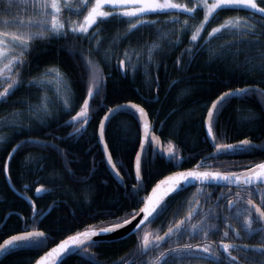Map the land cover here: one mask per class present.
Returning a JSON list of instances; mask_svg holds the SVG:
<instances>
[{
	"label": "trees",
	"instance_id": "obj_1",
	"mask_svg": "<svg viewBox=\"0 0 264 264\" xmlns=\"http://www.w3.org/2000/svg\"><path fill=\"white\" fill-rule=\"evenodd\" d=\"M67 11L68 9L64 10L62 19H69L66 17ZM252 11L254 10L221 11L218 17L210 18L204 24L195 45L191 43V36L195 27L203 21L202 10L195 13L194 19L192 14L176 10L168 15H148L144 18L158 19L161 23L138 27L127 39L122 37L128 25L110 18L100 25L103 31L91 42L78 38L71 32L66 38H38L33 41L31 77L38 76L46 67H58L65 74L74 93L73 107L65 110L61 106L54 91L55 86L47 89V95L52 99L51 114L45 116L43 122L37 117L29 116L26 105L12 102L31 99L35 104L36 97L44 89L19 88L8 98V103L0 104V136L8 138L0 141V243L25 230L42 231L49 237L46 246L39 251L23 248L6 252L0 257V264H33L45 250L68 235L87 227H102L120 222L141 206L142 203L138 204L136 200L128 198L129 192L133 190L132 186L137 183L133 158L139 144L140 125L136 116L130 110L120 111L109 119L104 128L105 140L121 177L120 183L109 173L97 141L96 130L101 116L116 104L128 101L140 104L147 111L153 125L151 133L156 144L162 149L172 144L177 155L184 157L181 165L176 167L173 159H166L164 153L153 155L149 150L148 163L142 172L147 191L142 192L141 196H145L161 177L177 169L206 163L209 168L238 171L264 161V151L260 150H234L207 157L213 147L203 127L210 103L222 92L246 85L264 89V70L258 67L264 62V57L261 56L264 48L238 42L254 40L256 37L233 35L224 30L214 37L207 35L212 28L219 27L226 21L247 19ZM173 15H178L181 22L189 17V27L184 32H177L171 44L156 51L152 60L147 62L150 44L159 31L174 25L164 23ZM191 22H194L193 26L190 25ZM250 23L255 30L260 31L264 17L257 13ZM178 36L181 42L177 46L174 42ZM108 37H113L114 41L112 45L104 47V52L103 43ZM259 38L264 41V36ZM191 48H195L194 54L186 51ZM73 50L82 51L85 56L89 55V51L85 50H90L91 59L97 62L101 75L105 77L101 96L90 101L93 118L80 132L75 131V128L80 127L79 124H66L87 98V74L79 66V55L73 56ZM120 60L125 61L123 72L118 67ZM253 67L255 70H248ZM25 76L31 78L27 72ZM60 95L63 96V93ZM17 111L23 113L18 118L19 123L28 126L19 133L13 127L4 126L5 118H12L11 114ZM213 135L217 137L218 143L230 144L246 138L257 145H264V98L256 94L229 98L218 113ZM26 140L37 143L24 144L9 161L8 153ZM38 141L55 144L57 148L42 146ZM6 162L9 169L7 174L2 167ZM41 186L44 190L36 193V188ZM220 188L205 186V192L211 191L212 194L211 200L205 203V211L209 206L215 205ZM200 189L204 190V187H190L170 195L166 198L167 210L154 222L146 223L138 233L122 240L89 245L88 256L99 264H120L122 260L135 259L140 249L142 230L150 231L153 235L162 232L173 221L186 214L198 199L205 201ZM237 191L245 199L248 198L244 189H235L233 193ZM251 198L260 202L259 195ZM232 199H235V195ZM220 203L225 202L222 200ZM33 205L39 212L38 222L33 221ZM223 214L229 213L224 211ZM211 222L220 224V231L210 236V240L218 242L222 233L229 230L222 221ZM230 223L235 228H240L239 223ZM253 236L257 235L246 238ZM229 241L230 232L225 239V242ZM237 254L233 252V255ZM157 255L158 252L153 251L142 259L153 260ZM247 255L254 257L256 261L264 260V257L254 251H248ZM192 261L193 258L184 257L172 260V264H192ZM63 264L92 262L70 254L63 259ZM205 264H213V261L205 260Z\"/></svg>",
	"mask_w": 264,
	"mask_h": 264
},
{
	"label": "snow or ice",
	"instance_id": "obj_2",
	"mask_svg": "<svg viewBox=\"0 0 264 264\" xmlns=\"http://www.w3.org/2000/svg\"><path fill=\"white\" fill-rule=\"evenodd\" d=\"M190 2L191 0H189ZM189 3H179L176 0H31L33 15L25 20L20 15L13 13V9L18 10L21 7L27 9L29 0H0V21H2V25H0V104L8 103V98L14 95L19 88L30 89L36 87L44 89L36 97L37 102L35 104L31 102V99L12 102L26 105L28 112L43 122V118L51 114L50 104L52 99L47 95V89L55 86L54 91L59 98L61 106L65 110H71L74 93L66 81L65 74L58 67H46L38 76L31 77L32 61L30 56L31 49L34 47L33 41L38 38H66L71 32L78 38L91 42L92 39L99 35L100 31H103L100 25L110 18L115 19L118 23L123 21L128 25L127 31L122 37L127 39L132 31L138 29V27L156 26L161 23L158 19H145L144 17L148 15H168L173 10H180V12L192 14L194 19L195 13L198 10H202L204 13L203 21L199 26L195 27V31L191 36V43L195 45L204 28V24L209 22L210 18L215 19L218 17L221 11L254 10L247 19L226 21L220 24L219 27L212 28L207 35L208 37H214L215 34L224 30L233 35L253 36L256 39L238 42L260 45L264 48V41L259 38L264 36V24L261 25V30L257 31L253 24L250 23L252 17L257 13L264 17V0H259V2L258 0H196L193 6H189ZM106 6L113 10H104ZM65 9L70 10L78 17L82 16V20L62 19ZM164 23H182V28L177 30L178 32H184L189 27V21L185 19L181 22L178 15L171 16L170 20L164 21ZM33 29L36 30L34 31ZM180 42L181 40L178 36L174 43L178 46ZM153 47H158V45H153ZM85 51H89L88 56H85L82 51L73 50V56L79 55V66H82L87 74L85 81L87 98L83 100L80 110L71 116L70 121H66V124L80 125V127L75 128L76 132H80L93 118L94 114L90 101H95L97 97H100L105 87V77L101 75L97 62L91 59V51ZM186 51L194 54L195 48L187 49ZM151 52L152 48H149V59H151ZM125 55L127 56V53ZM261 56L264 57V53H261ZM179 63L180 60L178 59L177 64ZM124 64V60H120L118 63V67L122 72L124 71ZM258 67L264 70V62ZM248 70H255V67ZM25 72L31 78L26 77ZM61 93H63V96L60 95ZM253 94L264 98V89L256 86L229 89L212 102V106L207 113L206 127L208 138L215 149V153H227L234 150L244 152L253 150L264 151V145L253 144L247 139L241 140L238 144H224L218 143L217 137L213 135V127L218 120V113L222 110L224 102L229 98H243ZM123 110H130L137 120L140 119V116L146 115L144 108L137 104H123L117 105L116 108H109L104 120L100 121L101 139L103 138L105 120L110 119L112 114ZM11 115L12 118H5L4 126L15 128L17 133L28 127L18 121V118L23 113L17 111ZM6 139L8 138L0 136V141ZM28 143H37V141L26 140L20 142L8 153L9 161L19 148ZM38 143L45 147L57 148L55 144H50L46 141H38ZM104 148L107 151L106 144ZM149 150H151L153 155L166 153L170 161L172 159H184V157L177 155L172 144H169L166 149H161L156 144L154 137L145 135L144 141L140 143V151L135 156V179L137 183L132 186L133 190L128 194L129 199L136 200L138 204H143V207H140L138 212L132 214L133 220L141 216V214L143 216L133 226V234L138 233L144 224L154 222L156 218L167 210L168 200H166V197L185 191L188 187H194L196 182L202 185L206 182L209 184L223 182L221 186L227 188L228 191H222L216 196L215 205L209 206L207 211L203 209L200 201L197 200V207L192 208L183 220L169 227L163 236L157 235L154 239H150L149 234L145 233L140 242L141 247L138 250L137 257L131 261L122 260L120 264H172V260L184 257L203 260L211 259L213 264H264V260L256 261L254 257L247 255L248 251L252 250L264 257V162L256 164L239 174L231 171H177L160 180L152 188L151 194L141 196L142 192L147 191L142 172L148 163ZM209 155L212 156L213 154L210 153ZM107 159L113 170H116V164L112 162L111 155ZM2 167L7 174L9 170L8 163H4ZM116 174L119 175V172L117 171ZM232 185H235L237 189L243 188L248 198L245 199L241 196L239 191L233 193L231 190ZM43 190V186H41L37 187L35 191L40 193ZM199 191L203 192V189ZM233 195H235V199L231 198ZM254 195H259V203H256L251 198ZM211 198L212 194L206 193L205 203ZM222 200L225 202L224 204L220 203ZM218 209L222 211H217ZM33 211V221L38 222L39 212L35 210L34 205ZM224 211L229 214L224 215ZM106 214L113 215L112 213ZM196 216L200 217L199 222L192 223L193 218ZM241 217H243L242 220L240 219ZM213 220L222 221L224 226L240 239L257 235L259 241L254 245L227 243L225 239L229 237V231H224L218 242L211 241L210 236L216 235L220 231V224L212 223L211 221ZM230 221L239 223L240 228H234ZM130 223V220L124 219L123 223L113 222L111 226L100 227L99 232L89 229L70 235L66 239L61 240L51 251L41 256L36 261V264H48L49 257H54L60 261V264H63V259L70 250L75 248L87 253L88 247L86 245L95 246L96 242L93 241V237L101 233L117 231ZM241 233L244 235L242 236ZM184 237H199L203 243H197L196 245L181 243ZM48 239L49 237L42 231L25 230L18 235H12L5 239L0 244V253L23 248L39 251L46 246ZM165 241L168 242L169 246L160 251L161 244ZM153 251L158 252V255L153 260L142 259V257H148ZM233 252L238 254L233 255ZM90 259H92V264H99L94 258L90 257Z\"/></svg>",
	"mask_w": 264,
	"mask_h": 264
},
{
	"label": "water",
	"instance_id": "obj_3",
	"mask_svg": "<svg viewBox=\"0 0 264 264\" xmlns=\"http://www.w3.org/2000/svg\"><path fill=\"white\" fill-rule=\"evenodd\" d=\"M246 86H256V85H246ZM246 86H243V87H246ZM256 87H259V86H256ZM238 88H242V87H238ZM259 88H260V87H259ZM234 89H236V88H234ZM227 91H228V90H227ZM224 92H226V91H224ZM224 92H222V93H224ZM222 93H221V94H222ZM221 94H219L217 97H219ZM217 97H216L214 100H216ZM214 100H213V101H214ZM213 101H212V102H213ZM212 102L210 103L208 109L212 106ZM123 104H137V105H139L140 107H142V106H141L140 104H138V103L128 101V102H122V103L116 104V105H114V106L111 107V108H116L117 105H123ZM142 108H143V107H142ZM208 109H207V111H206V115H205V117H204L203 127H204V131H205L206 137H207L208 141L210 142V140H209V138H208V135H207V127H206V126H207V120H208V116H207ZM144 110H145V109H144ZM107 112H108V110H107V111L101 116V118H100V120H99V123H98V126H97V130H96V136H97V141H98V143H99V146H100L101 151H102V154H103V158H104L105 165H106V167H107L109 173L111 174V176H112L117 182L120 183V182H121L120 174H119V175L116 174V172L118 171V170H117V167H116V170H113V168H112V167L109 165V163H108V159H107V157H108L109 155H111V152H110L109 147H108V145H107V142H106V140H105L104 129H103V138H102V139H101V134H100V121H101V120H104L105 115L107 114ZM118 112H120V111H118ZM118 112L112 114V115H111V118H112L113 116H115ZM145 113H146V115L140 116V119L138 120V121H139V125H140V139H139V144H138L137 150H136L135 155H134V158H133V171H134V175H135V156H136V153H137L138 151H140V143H141V141H144V138H145V135H146V134H147L148 136L154 137L153 134L151 133V129H152L153 125H152L151 122H150V118H149L148 113H147L146 110H145ZM108 121H109V119H108V120H105V122H104V128H105V126H106V124H107ZM145 125H147V127H145ZM154 138H155V137H154ZM245 139H246V138H245ZM242 140H244V139H242ZM247 140H249V139H247ZM240 141H241V140H239V141H237V142H235V143H232V144H238ZM250 141H251V140H250ZM251 142H252V141H251ZM252 143L255 144L254 142H252ZM105 144L107 145V151H105V148H104V145H105ZM210 144H211V142H210ZM211 145H212V144H211ZM211 154H213V155H216V154H217V153H215V149H213V151L211 152ZM166 155H167V154H166ZM213 155H212V156H213ZM208 156H210V155H208ZM111 157H112V155H111ZM112 162L114 163V161H113V157H112ZM188 170H196V171H217V170H210V169L199 168V167H197L196 165L193 166V167L185 168V169L175 170V171H173V172H171V173H168V174L164 175V176L161 177L159 180H157V181L151 186V188L149 189V191L147 192V194H146L145 196L151 194L152 188L155 187L156 184L159 183L160 180H163L166 176H170V175H172V173L177 172V171H188ZM244 171H246V170H244ZM244 171H242V172H244ZM221 172H222V171H221ZM242 172H236V173L239 174V173H242ZM222 184H223V182H216V183H214V184H209V183L206 182V183L203 184V185H207V186H221ZM195 185H202V184H200L199 182H196ZM234 188H236V186H235V185H232V186H231V190H233ZM226 191H228V189H227ZM166 198H167V197H166ZM140 207H143V204H141ZM140 207H139V208H140ZM195 207H197V204H195V205L193 206V208H195ZM139 208L136 209V210H134V211H132L130 217L127 218L128 220L131 221V223H130L129 225H126L125 227H123V228H121V229H119V230H117V231H114V232H111V233H101V234L97 235L96 237H93L92 239H93V241L96 242L95 244L103 243V242H113V241H118V240H122V239L127 238V237H129L130 235H132V234H133V226H134L136 223H138V221H139L140 219L143 218V216H142V214H141V216H138L135 220L132 219V214L135 213V212H138V211H139ZM186 215H187V214H185L183 217H181L180 219H178L176 222H178V221H180V220H183V219L186 217ZM176 222H175V223H176ZM120 223H123V221H121ZM175 223H174V224H175ZM174 224H173V225H174ZM173 225H171L170 227H172ZM110 226H111V225H110ZM104 227H107V226H104ZM89 229L99 232L100 227H88V228L82 229V230L77 231V232H83V231H86V230H89ZM167 230H168V229H166V230H165L161 235H159V236H163L164 233H165ZM77 232H75V233H73V234H70V235H75ZM145 233H148V234H149V238H150V239H154V238H155V236H152L150 232H145ZM145 233H144V234H145ZM18 234H20V233H18ZM18 234H14V235H18ZM144 234H143V235H144ZM70 235H68V236H70ZM11 236H12V235H11ZM11 236H9V237H11ZM68 236H67V237H68ZM9 237H7V238H5V239H8ZM67 237L63 238L62 240L66 239ZM142 238H143V236H142ZM5 239H4V240H5ZM4 240H3V241H4ZM3 241H2L0 244H2ZM60 241H61V240H60ZM60 241H58L57 243H55L54 245H52L51 247H49L47 250H45V251H44V252H43V253H42V254H41V255L35 260V262H34L33 264H36V261H37L41 256H44L45 253L51 251V249L54 248L57 244H59ZM140 244H141V243H140ZM248 245H250V244H248ZM73 253L76 254V255H78V256H80V257H82V258H84V259H87V260H89V261L92 262V259H90V257H89L85 252L81 251L80 249H75V248H74V249L70 250V252H69L66 256H68V255H70V254H73ZM4 254H5V253H0V257H1L2 255H4ZM66 256H65V257H66ZM65 257H64V258H65ZM48 264H60V261L57 260V259L54 258V257H49V258H48Z\"/></svg>",
	"mask_w": 264,
	"mask_h": 264
},
{
	"label": "rangeland",
	"instance_id": "obj_4",
	"mask_svg": "<svg viewBox=\"0 0 264 264\" xmlns=\"http://www.w3.org/2000/svg\"><path fill=\"white\" fill-rule=\"evenodd\" d=\"M176 2H179V3H189V0H176ZM195 2H196V0H191V2L189 3V6H193L195 4ZM104 10H106V11H112L113 9H111L110 7H107L106 6ZM176 11H180V10H176ZM13 13L18 14V15L21 16L22 19L27 20L29 17H31L33 15V9L31 7V0H29V6L27 7V9H25L24 7H21L18 10L17 9H13ZM66 15H67L66 17H68L72 21L82 20V16H79L78 17L75 14H73V12H71L70 10H68L66 12ZM185 19H187L189 21V17H185L182 21H184ZM180 24H182V23L174 24L173 26H171V27H169L167 29H164V30L158 32V34L156 35L155 40L149 46V48H152L151 59H149V48H148V51H147V55H148L147 62H150L152 60V56L154 55V53L156 51L161 50V48L163 46H166L168 44H171V42L176 37V34L178 32L177 30L180 29ZM0 25H2V21H0ZM190 25L193 26L194 25V22H191ZM33 30L35 31L36 29H33ZM106 40L103 43L104 52H105V48L104 47L105 46L107 47V45H112L113 44V41H114V38L113 37L112 38H109L108 37ZM153 45H158V47H153ZM106 54H107V52H106ZM105 56L106 55H104V57ZM28 115L31 116V117H36L34 115H31L29 112H28ZM254 196H256V195H254ZM254 196H252V197H254Z\"/></svg>",
	"mask_w": 264,
	"mask_h": 264
},
{
	"label": "flooded vegetation",
	"instance_id": "obj_5",
	"mask_svg": "<svg viewBox=\"0 0 264 264\" xmlns=\"http://www.w3.org/2000/svg\"><path fill=\"white\" fill-rule=\"evenodd\" d=\"M182 162V160H181ZM181 162H179L178 160L176 159H173V164L176 166V167H179L181 165ZM200 187H204V190H203V193H204V198H205V193H211V191H206L205 192V186H200ZM222 191H226L225 188L221 187L220 188V192L218 193V195L222 192ZM217 195V196H218ZM200 201V204L203 206V208L205 207V201L204 199L200 198L198 199ZM258 202V201H257ZM259 203V202H258ZM185 215V214H184ZM200 220V218H196L194 217L193 220H192V223H198ZM175 222V221H174ZM173 222V223H174ZM172 225V224H171ZM170 225V226H171ZM234 227V226H233ZM235 228V227H234ZM229 230V229H228ZM229 232L231 233V241H229V243H233V244H250V245H254L256 243H258L259 241V237L258 236H253L252 238L248 239V238H244V239H240L238 237H236L232 232L231 230H229ZM184 239V238H182ZM212 241V240H211ZM183 243H192L193 245H196L197 243H203V241L200 240L199 237H195V238H188V237H185L184 239V242ZM168 242H164L161 244V248H160V251L166 249L169 245H167ZM174 246V245H173ZM249 251H252V250H249ZM192 264H205V260L203 259H196V258H193V261H192Z\"/></svg>",
	"mask_w": 264,
	"mask_h": 264
},
{
	"label": "bare ground",
	"instance_id": "obj_6",
	"mask_svg": "<svg viewBox=\"0 0 264 264\" xmlns=\"http://www.w3.org/2000/svg\"><path fill=\"white\" fill-rule=\"evenodd\" d=\"M192 208H193V207H192ZM192 208H191V209H192ZM191 209H190V210H191ZM190 210H189V211H190ZM189 211H188V212H189ZM188 212H187V213H188ZM187 213H186V214H187ZM162 243H164V242H162Z\"/></svg>",
	"mask_w": 264,
	"mask_h": 264
}]
</instances>
